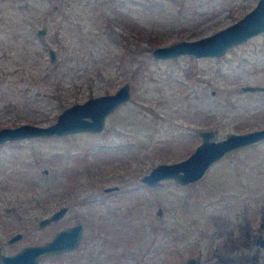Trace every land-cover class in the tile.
I'll return each instance as SVG.
<instances>
[{
    "label": "rangeland",
    "instance_id": "1",
    "mask_svg": "<svg viewBox=\"0 0 264 264\" xmlns=\"http://www.w3.org/2000/svg\"><path fill=\"white\" fill-rule=\"evenodd\" d=\"M255 1L0 0V125L46 124L72 101L124 80L130 87L100 130L0 142L1 248L76 220V249L46 264H184L188 255L196 264H264V139L224 153L191 182L137 179L185 156L200 127L220 137L264 125V89L241 88L264 83V29L217 56L151 54L233 21ZM59 204L68 205L61 219L37 223ZM15 231L21 236L7 241Z\"/></svg>",
    "mask_w": 264,
    "mask_h": 264
},
{
    "label": "water",
    "instance_id": "2",
    "mask_svg": "<svg viewBox=\"0 0 264 264\" xmlns=\"http://www.w3.org/2000/svg\"><path fill=\"white\" fill-rule=\"evenodd\" d=\"M264 29V0H256L252 7L233 21L214 29L213 31L194 38H177L167 43L152 46L154 57L175 56L179 53L199 55H220L229 47L245 40L249 36ZM45 31V26L36 29L38 34ZM50 57L54 51L49 49ZM242 89H264V83H243ZM130 94L127 80L120 83L114 90L92 94L83 100L72 101L63 106L53 121L46 124L19 122L13 125H0V142L7 139L27 136L64 134L79 130H100L105 115ZM200 140L183 157L174 160H161L152 164L147 171L140 173L137 179L147 184H154L163 179H171L177 183H187L198 179L207 167L224 153L249 143L264 139V125L245 130H230L220 137L215 136L211 127L197 129ZM116 188L117 185H107L104 188ZM67 205L61 204L50 213L37 219L39 225L60 216ZM160 212V206L157 207ZM263 225V221L259 222ZM83 225L80 221L57 228L49 238L39 242L25 243L11 252L0 250V264H42L39 257L44 253H59L76 247L82 237ZM21 235L15 231L9 235L12 241ZM258 244L264 245V235L258 237ZM184 264H196L194 255L185 257ZM247 264H259L255 258Z\"/></svg>",
    "mask_w": 264,
    "mask_h": 264
},
{
    "label": "flooded vegetation",
    "instance_id": "3",
    "mask_svg": "<svg viewBox=\"0 0 264 264\" xmlns=\"http://www.w3.org/2000/svg\"><path fill=\"white\" fill-rule=\"evenodd\" d=\"M8 140V139H7ZM61 204H59L58 206H60ZM65 205H67V204H65ZM57 206V207H58ZM57 207H55V208H57ZM54 208V209H55ZM53 210V209H52ZM51 210V211H52ZM68 210V205L66 206V208L63 210V212H62V214L60 215V216H58L56 219H54V220H57V219H61L64 215H65V213H66V211ZM50 211V212H51ZM50 221H53V220H50ZM50 221H48V222H50ZM47 222V223H48ZM74 222H76V220L75 221H72V222H68V223H66V224H64V225H61V226H59V227H57V228H60V227H63V226H66V225H69V224H72V223H74ZM46 224V223H45ZM42 225H44V224H42ZM56 228V229H57ZM55 229V230H56ZM54 230V231H55ZM21 236V235H20ZM19 236V237H20ZM9 237V236H8ZM7 237V238H8ZM8 241V240H7ZM22 246V245H21ZM77 247V246H76ZM76 247H74V248H70V249H67V250H64V251H62V252H59V253H44V254H42L40 257H39V261L42 263V264H46L45 263V260L43 259V257H46V256H59V255H63L64 253H67V252H72V251H74L75 249H76ZM0 250L1 251H3V252H11V251H13V250H11V251H9V250H3L2 248H1V245H0ZM15 250V249H14Z\"/></svg>",
    "mask_w": 264,
    "mask_h": 264
},
{
    "label": "trees",
    "instance_id": "4",
    "mask_svg": "<svg viewBox=\"0 0 264 264\" xmlns=\"http://www.w3.org/2000/svg\"><path fill=\"white\" fill-rule=\"evenodd\" d=\"M149 39V38H148Z\"/></svg>",
    "mask_w": 264,
    "mask_h": 264
}]
</instances>
